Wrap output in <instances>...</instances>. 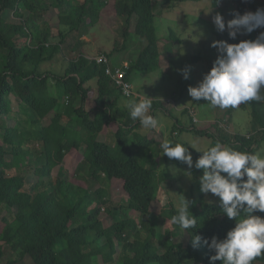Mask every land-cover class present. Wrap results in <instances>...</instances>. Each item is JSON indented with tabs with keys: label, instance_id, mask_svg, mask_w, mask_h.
Here are the masks:
<instances>
[{
	"label": "trees",
	"instance_id": "trees-1",
	"mask_svg": "<svg viewBox=\"0 0 264 264\" xmlns=\"http://www.w3.org/2000/svg\"><path fill=\"white\" fill-rule=\"evenodd\" d=\"M219 1L211 0L212 7ZM231 4L240 13L256 10L250 0H227L222 9ZM159 9L158 0H0V264H210L213 253L203 244L193 248L191 232L222 239L234 226L219 203L202 199L190 204L196 229L185 232L175 225V232H157L153 214L171 221L178 210L172 201L162 205L158 196L155 163L149 161L158 145L157 130H143L118 106L121 89L105 73L106 66L82 48L84 40L78 36L71 45L73 32L93 27L104 16L117 17L124 39L135 34L144 40L143 48L135 58L119 62L112 58L115 47L99 52L112 66L127 61L125 80L132 82L135 71L149 73L161 65L155 27ZM44 15L57 16V34L49 21L40 22ZM257 36L253 31L233 40L224 32L219 40L236 43ZM51 80L56 95L50 93ZM151 102L152 115L157 109L171 114L169 101ZM236 108L250 111L249 134L225 133L219 120L191 119L190 126H179L176 119L175 127L211 139V145L220 142L257 153L264 144V101ZM46 117L50 122L44 125ZM109 130L115 136L113 146L104 141ZM32 149L38 151L35 163ZM136 151H144V163ZM191 151L195 160L201 155ZM67 155L78 161L77 170L86 171L89 182L98 184L95 190L76 173L69 178L52 175ZM117 186L127 206L111 197L110 189ZM128 210L139 213L140 221L117 216ZM254 214L264 217V212ZM107 217L113 221L105 226ZM5 247L12 254L8 258ZM253 264H264V255Z\"/></svg>",
	"mask_w": 264,
	"mask_h": 264
},
{
	"label": "rangeland",
	"instance_id": "rangeland-1",
	"mask_svg": "<svg viewBox=\"0 0 264 264\" xmlns=\"http://www.w3.org/2000/svg\"><path fill=\"white\" fill-rule=\"evenodd\" d=\"M160 4L159 12L155 20L156 33L159 38L160 46V58L161 65L159 69L152 72H139L135 71L133 75V82H135V92L139 96L124 97L119 96L118 106L122 109H127L125 104L131 99H143L144 95L151 100H165L169 101V112L157 109L153 111L154 117L158 121L157 140L158 145L155 147V152L152 153L154 162L155 180L158 182L159 192L158 196L162 205H165L168 201H172L173 204L178 206L179 201L184 198L188 199L192 203L200 202L202 199L205 201H212L219 203V198L209 194H204L199 190V176L202 175V170H198L195 167L191 169L187 168V165L177 161L175 159H169L165 155L160 154L159 144L165 140H172L174 142L182 143L188 149L193 161L195 162V156L191 151L193 149H206L211 146L212 140L206 137H199L193 134L191 131H179V128L175 127L176 119L179 121V126H190V115L194 112L196 120L194 122L204 123L214 120H219V126L223 128L225 133L228 134H249L251 131V115L249 110H243L234 108L227 114V109L212 108L204 101H192V98L188 94V87L195 86L201 79L204 73H206L212 66V62L217 57V49L210 47V43L213 40H219V37L224 32H218L212 22V16L219 12L225 21L232 18L234 12V5L231 4V8L225 10L222 9L223 3L227 0H220L219 5L216 8L212 7L211 0H158ZM251 5L257 8H264V0H250ZM210 7V10L208 11ZM49 21L51 29L54 34H57V16L44 15L40 17V22ZM133 29V26L130 27ZM123 24L120 19L115 16H104L93 27L81 29L79 32H73L71 34V45L77 42V37L84 40V46L92 58L100 54L99 49H105L111 51L114 47L118 50L112 56V58H121L129 60L135 58L143 48L145 42L139 36L133 34L124 39L122 35ZM192 29V32H191ZM264 29H256V35H259ZM203 36H200V33ZM227 32V31H225ZM253 33V32H251ZM251 33H240L238 38L249 36ZM175 35L176 38H172ZM194 36H198V40ZM171 37V38H170ZM193 39V40H192ZM70 40V39H69ZM71 56H74L72 53ZM171 62V64H169ZM56 61L51 62L49 66H54ZM188 67L189 78L184 79L180 73V69ZM50 93L56 95V89L54 82L51 80ZM67 98L61 100L62 105L58 110L61 111ZM78 103V100L76 101ZM12 107L17 109V103L13 102ZM150 113L152 114L151 110ZM13 114V112H12ZM64 122L67 121L65 116ZM49 117L44 118L43 124H48ZM175 128V132L173 129ZM143 130H145L143 128ZM109 146H113L115 143V136L112 130L107 131L104 140ZM132 143V141L130 142ZM134 145V144H132ZM32 148V147H31ZM135 149V147L133 146ZM30 154L32 156V163H35L38 156V151L32 149ZM80 151H84V146L80 147ZM35 152V154H34ZM140 155V160L144 163V151H136ZM257 153L264 156V144L258 149ZM154 154V155H153ZM78 161L67 155L64 162L53 169L52 175H59L64 178H69L72 174L78 177L84 178L88 183L91 191L98 187V184L89 182V177L86 171L77 170ZM150 164V163H149ZM185 172H191V177L185 175ZM14 170H9V174H13ZM35 178V177H31ZM27 188L31 189L32 185L27 184ZM111 190V197L117 200L120 199L124 206H127L128 201L124 195H122L117 189ZM125 212V213H124ZM123 214L118 213V217L122 218L126 214L133 217L137 222L140 221L139 213L128 210ZM11 218V212L6 213ZM112 217L104 219V225L108 226L112 223ZM152 219L155 221L156 229L159 234L165 230L175 232V225L171 223L169 219L162 216L153 214ZM178 237H174L176 240ZM4 258L10 257L12 254L5 247Z\"/></svg>",
	"mask_w": 264,
	"mask_h": 264
},
{
	"label": "clouds",
	"instance_id": "clouds-1",
	"mask_svg": "<svg viewBox=\"0 0 264 264\" xmlns=\"http://www.w3.org/2000/svg\"><path fill=\"white\" fill-rule=\"evenodd\" d=\"M218 2V0H217ZM210 10V7L208 11ZM212 22L218 32L227 31L235 40L240 33H251L264 29V8L240 13L234 11L232 18L225 21L217 12ZM192 32V29H191ZM203 36L201 32L199 34ZM193 41L198 40L194 36ZM210 47L218 55L202 79L187 91L192 101H206L212 108L228 109L251 101H264V31L254 40H239L229 43L213 40ZM184 79L189 78L188 67L179 70ZM125 107L133 121H139L146 130L156 129L157 119L150 113L151 99H131ZM160 154L202 170L199 190L219 198L221 211L234 226L227 230L222 239L213 236L203 238L191 232V246H206L213 254L210 264H253L264 255V217L255 212H264V156L259 153L239 151L216 142L206 149H196L201 155L195 160L184 144L165 139L159 144ZM191 177V172H185ZM192 202L184 198L171 217V223L188 232L198 227L196 217L190 215Z\"/></svg>",
	"mask_w": 264,
	"mask_h": 264
},
{
	"label": "built area",
	"instance_id": "built-area-1",
	"mask_svg": "<svg viewBox=\"0 0 264 264\" xmlns=\"http://www.w3.org/2000/svg\"><path fill=\"white\" fill-rule=\"evenodd\" d=\"M93 58L98 64H104L106 66L105 73L111 78L115 85L121 89V93L124 97L139 96V94L135 92L132 82L125 80L126 70L129 67L127 61L112 66L111 59L103 53H100ZM189 113L195 121L196 118L194 112L191 113V110H189Z\"/></svg>",
	"mask_w": 264,
	"mask_h": 264
},
{
	"label": "crops",
	"instance_id": "crops-1",
	"mask_svg": "<svg viewBox=\"0 0 264 264\" xmlns=\"http://www.w3.org/2000/svg\"><path fill=\"white\" fill-rule=\"evenodd\" d=\"M113 60H115L116 62H119V61H121V58L116 57V58H113ZM134 74H135V73H134ZM134 74H132V76H133ZM132 83H133V86H134V88H135L136 84H135V82H133V79H132Z\"/></svg>",
	"mask_w": 264,
	"mask_h": 264
}]
</instances>
